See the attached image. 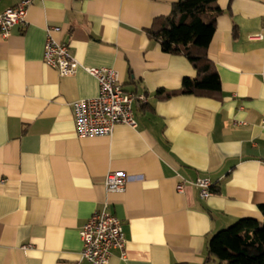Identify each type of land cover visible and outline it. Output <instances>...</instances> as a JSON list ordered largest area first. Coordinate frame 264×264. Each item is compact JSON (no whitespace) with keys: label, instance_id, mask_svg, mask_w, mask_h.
<instances>
[{"label":"crops","instance_id":"crops-1","mask_svg":"<svg viewBox=\"0 0 264 264\" xmlns=\"http://www.w3.org/2000/svg\"><path fill=\"white\" fill-rule=\"evenodd\" d=\"M19 0H0V13ZM174 0H32L26 25L0 34V264H90L79 230L105 207L121 222L124 254L109 264H208L207 241L240 218L263 221L264 0H217L207 56L217 97L176 94L195 69L146 33ZM46 28L82 66L113 68L137 126L79 137L73 102L96 97L81 66L60 76L44 64ZM122 171V192L107 172ZM212 181L199 196L192 182ZM185 180L182 192L176 189Z\"/></svg>","mask_w":264,"mask_h":264},{"label":"built area","instance_id":"built-area-1","mask_svg":"<svg viewBox=\"0 0 264 264\" xmlns=\"http://www.w3.org/2000/svg\"><path fill=\"white\" fill-rule=\"evenodd\" d=\"M32 0H19L15 5L6 8L0 13V34L7 36L14 25H26L27 8ZM264 35L263 27L260 32L248 35L249 39H260ZM42 60L48 67L55 69L60 76L74 73L81 66L87 73L94 76L99 85V94L96 97L80 99L73 102L75 132L79 137L108 136L115 124L122 123L132 128L137 126L133 103L144 102L142 93L125 91L113 68H97L82 66L70 54L68 44L55 39L51 29L46 28ZM128 181L122 171L107 172L104 185L109 192H122ZM185 180L176 184L179 192L183 191ZM193 185L198 187L199 196L206 198L213 191L212 181L208 178H196ZM81 240V259L90 264H109L112 250L124 254L125 239L120 220L105 207L94 211L83 223L79 230Z\"/></svg>","mask_w":264,"mask_h":264},{"label":"trees","instance_id":"trees-1","mask_svg":"<svg viewBox=\"0 0 264 264\" xmlns=\"http://www.w3.org/2000/svg\"><path fill=\"white\" fill-rule=\"evenodd\" d=\"M219 13L217 0H174L170 13L155 18L146 29L163 52L183 55L196 71L194 78L182 79L178 90L159 89L157 95L218 96L220 79L207 49ZM258 208L262 222L240 218L211 235L206 245L208 259L217 264H264V203Z\"/></svg>","mask_w":264,"mask_h":264},{"label":"rangeland","instance_id":"rangeland-1","mask_svg":"<svg viewBox=\"0 0 264 264\" xmlns=\"http://www.w3.org/2000/svg\"><path fill=\"white\" fill-rule=\"evenodd\" d=\"M208 264H217V261H211Z\"/></svg>","mask_w":264,"mask_h":264}]
</instances>
